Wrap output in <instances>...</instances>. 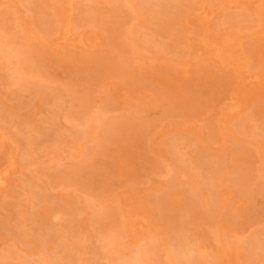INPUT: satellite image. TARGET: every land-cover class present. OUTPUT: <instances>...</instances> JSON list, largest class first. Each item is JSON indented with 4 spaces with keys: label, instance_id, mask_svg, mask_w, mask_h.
<instances>
[{
    "label": "rangeland",
    "instance_id": "1",
    "mask_svg": "<svg viewBox=\"0 0 264 264\" xmlns=\"http://www.w3.org/2000/svg\"><path fill=\"white\" fill-rule=\"evenodd\" d=\"M12 1L0 0V10L12 16L4 18L0 28L21 29L13 24V17L24 24L29 15L30 0ZM109 2L75 1L73 23L79 31L93 30L94 42L78 46L71 35L65 43L58 39L54 47H38L39 61L33 60L30 69L20 72L25 86L10 83L7 68L0 66V134L9 138L0 150V171L8 156L16 162L0 188V264H35L44 256H55L52 264H119L128 258L129 249L136 248L134 241L146 239L143 234L149 227L175 234L157 217L161 209L152 199H167L171 210L180 215L189 211L185 201L193 193L199 202L215 195L219 203L209 220L187 225V241L211 264H260L264 256V73L248 82L246 69L240 70L238 63L243 56L249 73L264 70V14L258 15L264 11V0H206L202 8L179 16V32L154 35L155 45L144 44L138 33L143 61L113 47V42L124 43L123 33L140 20L126 6L127 0ZM234 13L247 15L248 22L233 27L227 16ZM97 14L104 24L100 27L92 21ZM121 16H125L121 24L115 23ZM207 28L212 34L228 33L230 40L239 38L240 45L232 47V62L221 58L216 49H199L198 40ZM32 32L35 39L33 26ZM192 37L197 40L191 49L185 41ZM34 39L25 36L27 41ZM158 46L169 47L162 49L161 58L156 54ZM186 48L195 55L176 56ZM119 59H125L129 75L110 70L96 74L95 70L112 67ZM239 102L238 111L227 113L229 104ZM92 115L103 117V124L110 121L135 128V137L120 145L110 137L101 139L98 130L87 127L93 123ZM75 130L87 133L76 140ZM56 140L62 143L54 156H48L41 148H54ZM99 142L103 147L92 153ZM170 149L178 152L181 165L163 156L162 151ZM23 154L30 159L23 160ZM201 159L220 160V167L209 170L200 166ZM90 160L93 163L86 167ZM182 166L188 167L187 175ZM76 171L80 175L71 178ZM171 183L177 192L169 190ZM213 183L215 191L209 188ZM31 191L43 195L44 202ZM109 212L115 213L116 223L135 224L119 254L101 231L110 224ZM69 229L87 236L74 243ZM52 233L59 236V246L41 255L48 249L43 242ZM16 236L41 242L26 251ZM252 237L262 244L257 251L249 248ZM12 248L18 257H8ZM62 254H71L72 259L67 261ZM147 258L151 264H195L171 262L161 248Z\"/></svg>",
    "mask_w": 264,
    "mask_h": 264
},
{
    "label": "bare ground",
    "instance_id": "2",
    "mask_svg": "<svg viewBox=\"0 0 264 264\" xmlns=\"http://www.w3.org/2000/svg\"><path fill=\"white\" fill-rule=\"evenodd\" d=\"M11 1L12 0H8V3H11ZM75 1L78 0H30L27 6L29 15L26 18L25 23L22 24L21 20L23 19L16 20L17 17H13V24L21 26V29L7 27L0 28V66L5 65V67L7 68L8 76L11 79L10 83H15L17 81L18 86H25L26 79L21 75L20 72H22V69H30L33 60L36 59L39 61L40 55H37L36 53L38 52V47L47 45L54 47L58 39H62V41L65 43L71 35L74 37V41L78 46H85L87 45V42H90V44L94 42L96 34L93 30L85 31L81 29L79 31L77 29V26H75L73 23L72 10ZM109 1L111 2V0H104V2ZM205 1L206 0H127L126 6L132 7L135 10L136 16L140 21L139 23H137V26L129 29L127 33L121 32L124 36V43L122 41L121 43L117 42V44L113 42V47L132 54L133 59L139 58L140 61H143L145 59V56L142 53L143 47L140 44V41L137 39L138 33L142 34V42L144 44L155 45L152 39L154 35L165 32H179L182 28L179 16L185 15V13H188L192 9L195 11L199 8H202L203 4H205ZM48 9H50L51 11L49 12ZM260 14L263 15L264 11L259 10L258 15ZM203 15L204 17H207L208 13H206L204 10ZM9 17L11 18L12 16L10 15L8 10H0V24L3 22L4 18ZM227 18L233 27H238L242 21L248 22L247 15L245 14H229ZM124 19L125 16H121V19L116 18L114 22L121 24ZM92 21L98 27L104 25L100 20V14L93 16ZM32 26L35 31V39L34 37H32ZM209 29L210 28H207V32L202 35L201 39L198 40L199 45H202L201 47H199V49L206 50L207 52L216 49L215 51L217 52V54H220L221 58L224 57V60H226V62H232V47H234L236 43L240 45L239 38H233L232 40H230L229 38H226V36H228V33L218 32L217 34H212L209 32ZM215 29L218 30L219 28ZM224 29L218 31H223ZM27 35L29 36V38H33L34 41L25 40V36ZM58 35H60V37ZM16 38L21 41L19 45H17L18 40H15ZM194 40L197 39L192 37V40H190L189 38V40L185 41V44H187V46L191 47L192 49V47L196 46ZM166 47L158 46L156 48V54L159 56V58L162 57V49L166 50L169 48L168 46ZM189 55H195V53H193L192 51L189 52L187 48L181 50L178 54H176V56L178 57H187ZM106 56L110 57V55L108 54ZM241 58L242 62L239 61L238 68L240 70H243V68L246 69V79L248 80V82H250L253 78H260V75L264 73V70L263 72H254L253 74L249 73L248 65L246 64L247 61L243 56ZM183 65L186 66L188 64L185 63ZM100 70H95L97 72L96 74L102 73V71L104 70L117 72L119 73V75L122 74V76L130 74L129 66L126 64L125 59L116 60L113 63L112 67L104 66ZM263 76L264 74L262 75V77ZM240 108V102L229 104L226 107L227 113L229 114L232 111H238ZM91 117H93V115ZM103 119V117L98 115L96 117H93L92 124H87V127L89 129H96L99 131L101 139L110 137L111 139L113 138V143L116 142V145H120L125 143L128 138L135 137L133 133L136 132L135 128L130 130L131 127L127 128L125 124L114 123L110 121L108 124H103V121H101ZM87 130H85V132L75 130V139L77 140L84 138ZM115 134H118L117 138H114ZM7 139L9 140V138L3 133L0 134V150L4 146V143ZM61 143L62 140H56L54 142V148L46 146L41 149L48 156H54V153H57V150L60 147ZM102 147L103 144L99 142L97 148L95 150H91V152L93 153L94 151L99 150ZM199 151H201L200 148ZM162 153L164 154L163 156L172 159L173 163L176 166L181 165L183 162L178 152L174 149L163 150ZM22 159L29 160L30 155L23 154ZM92 163L93 162L91 160L88 161L86 167L91 165ZM199 163L200 166L206 167L209 170H217L220 167V160L209 161L201 159ZM15 165L16 162L14 161L13 156H8L6 167L0 171V188L7 183L10 172L14 169ZM180 168L181 171H183L182 173L187 175V173L189 172L188 167L186 168L185 166H182ZM80 173L81 172L76 171L70 174V177L73 178L72 176H79ZM216 186L217 185L213 183L209 185V188L210 190L215 191L217 189ZM168 188L173 192L178 191L175 183H171ZM31 193L36 198L40 199V201L44 202V200H42L43 195L38 194L34 191H31ZM197 197L198 194L193 193L188 201H185V205L189 207V211L180 215L171 210L172 202H169L167 199H163L162 197L152 199V204L155 206V208L161 209V212L157 217L167 222L169 224V228H172L176 235L169 230H163L160 232L149 227V229H147L143 234L145 235L146 239L142 240L139 243L137 241H134L133 244L136 248L129 249L128 258L121 261L119 264H151L147 258L148 254L153 252L154 250H157L158 248H161L166 252L167 259L171 262L184 263L185 261H188L187 263L194 262L195 264H211L212 260L210 258L203 254V252H201L193 242L187 241L189 238L186 232L188 231V224L197 220H209L212 217L213 213L216 211L215 208L219 203V198L213 195L206 201L199 202ZM58 207L63 210V207L59 205ZM65 213L67 214V212ZM106 217L109 218L110 224L107 225V228H104V230L102 229L101 231L104 233L105 240H107L109 244H112L114 246L113 252L115 254H119L120 251L118 248L120 246H124L126 235L129 236L128 233L131 231L132 227L134 228L135 224L130 220H126L125 223H116L114 212L107 213ZM74 225L76 224H71L70 227ZM52 230L56 232L58 228H52ZM62 230L63 229H61L60 231ZM69 232L70 236L74 238V243L87 236L82 231H73L72 229H69ZM132 234L134 233H131L130 236ZM58 240V235L54 233L50 234L43 242L44 245H48V249L45 248V250L42 251L41 255H45L47 252L57 249L59 246L57 242ZM16 241L23 243L26 246V251L31 249L32 247L37 246L38 243L41 242L35 238L21 236H16ZM248 243L249 248L252 251L259 250L262 245L260 242H258L256 237H252L251 239H249ZM62 252L60 251V253ZM6 255L8 254H4L3 256L5 257ZM18 256L19 254L14 248H12L11 252L8 255V257ZM62 256L67 261L72 259L71 254H62ZM261 261L262 262L260 264H264V256L261 257ZM55 262V256H44L43 259L37 260L34 263L52 264Z\"/></svg>",
    "mask_w": 264,
    "mask_h": 264
}]
</instances>
